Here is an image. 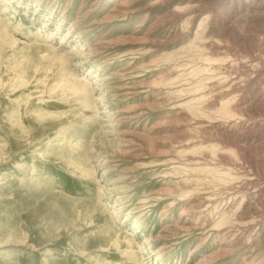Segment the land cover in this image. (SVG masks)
I'll return each mask as SVG.
<instances>
[{
  "label": "rangeland",
  "instance_id": "1",
  "mask_svg": "<svg viewBox=\"0 0 264 264\" xmlns=\"http://www.w3.org/2000/svg\"><path fill=\"white\" fill-rule=\"evenodd\" d=\"M0 264H264V0H0Z\"/></svg>",
  "mask_w": 264,
  "mask_h": 264
},
{
  "label": "bare ground",
  "instance_id": "2",
  "mask_svg": "<svg viewBox=\"0 0 264 264\" xmlns=\"http://www.w3.org/2000/svg\"><path fill=\"white\" fill-rule=\"evenodd\" d=\"M64 54H65V53H64ZM64 54L62 55V57H60L62 60H63V58H65ZM66 58H67V57H66Z\"/></svg>",
  "mask_w": 264,
  "mask_h": 264
}]
</instances>
